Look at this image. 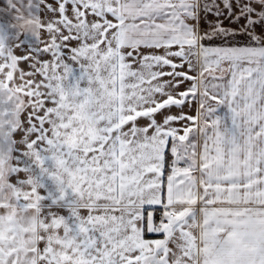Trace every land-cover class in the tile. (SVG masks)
<instances>
[{
    "label": "snow or ice",
    "instance_id": "snow-or-ice-1",
    "mask_svg": "<svg viewBox=\"0 0 264 264\" xmlns=\"http://www.w3.org/2000/svg\"><path fill=\"white\" fill-rule=\"evenodd\" d=\"M222 5L6 0L0 264H264V0Z\"/></svg>",
    "mask_w": 264,
    "mask_h": 264
},
{
    "label": "crops",
    "instance_id": "crops-1",
    "mask_svg": "<svg viewBox=\"0 0 264 264\" xmlns=\"http://www.w3.org/2000/svg\"><path fill=\"white\" fill-rule=\"evenodd\" d=\"M218 3L221 4V8L223 7L222 5V0H217ZM6 6V0H0V7H5ZM221 19H224V17H221ZM208 20L209 21H214L215 20V17L212 16V15H209L208 16ZM224 23L227 24L228 21L227 19H224ZM156 209H159V206H154V207H148L147 210H150V211H154Z\"/></svg>",
    "mask_w": 264,
    "mask_h": 264
},
{
    "label": "trees",
    "instance_id": "trees-1",
    "mask_svg": "<svg viewBox=\"0 0 264 264\" xmlns=\"http://www.w3.org/2000/svg\"><path fill=\"white\" fill-rule=\"evenodd\" d=\"M150 211V210H147ZM154 215L157 217V219L159 218V216L161 215V210L160 209H156L154 210Z\"/></svg>",
    "mask_w": 264,
    "mask_h": 264
}]
</instances>
